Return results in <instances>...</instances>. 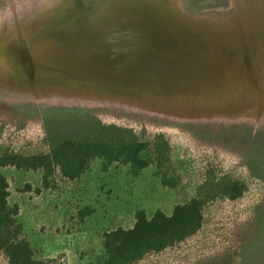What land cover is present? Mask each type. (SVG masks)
Here are the masks:
<instances>
[{"label": "rangeland", "instance_id": "rangeland-1", "mask_svg": "<svg viewBox=\"0 0 264 264\" xmlns=\"http://www.w3.org/2000/svg\"><path fill=\"white\" fill-rule=\"evenodd\" d=\"M39 1L0 0V37L4 31L18 30L15 19L27 18L28 25L38 10L52 14L54 6L41 8L49 1H40V6ZM177 3L183 12L208 19L243 8L240 0ZM52 93L39 97L28 86L0 79V153H48L46 118L71 117L78 111L103 124L130 129L142 141H165L168 152L153 149V165L138 175L120 164L105 171L104 162L94 160L79 179L70 181L56 173L48 185L42 171L3 169L10 203L20 208L23 237L36 260L97 264L106 257L105 233L133 228L139 211L149 219L158 211L170 216L194 198L217 196L204 206L203 225L196 235L135 264H264V105L251 114L236 113L233 119L203 111L208 119L180 120L135 105ZM229 181L244 187L240 198L219 194ZM0 264H8L2 251Z\"/></svg>", "mask_w": 264, "mask_h": 264}, {"label": "water", "instance_id": "water-1", "mask_svg": "<svg viewBox=\"0 0 264 264\" xmlns=\"http://www.w3.org/2000/svg\"><path fill=\"white\" fill-rule=\"evenodd\" d=\"M59 1L76 7L55 19L49 37L36 46L25 34L27 18L13 22L20 43L16 73L33 95L53 89L58 96L135 105L180 120L208 118L194 110L187 117L172 116L173 108L182 107L170 105L171 100L201 92L202 99L220 100L243 88L262 95L256 28L248 24L245 3L241 11L221 17L228 23L207 25L194 21L202 15L183 12L177 0H99L94 7L90 0ZM255 16L257 26L261 11Z\"/></svg>", "mask_w": 264, "mask_h": 264}, {"label": "trees", "instance_id": "trees-1", "mask_svg": "<svg viewBox=\"0 0 264 264\" xmlns=\"http://www.w3.org/2000/svg\"><path fill=\"white\" fill-rule=\"evenodd\" d=\"M77 113L71 117L46 118L48 153H0V251L8 264L62 263L35 259L30 243L23 237L24 228L18 220L20 208L10 203V184L3 169L42 171L44 184L48 185L56 173L70 181L79 179L94 160H102L105 171L113 164H120L130 166L132 173L138 175L153 165V149L159 154L168 152L165 141L151 144L130 129L103 124L86 113ZM82 115L87 116L80 118ZM243 188L229 181L219 189V194L236 200L242 196ZM209 198H194L177 206L170 216L158 211L149 219L144 211H139L133 228L105 233L106 257L97 264H135L151 253L163 252L188 240L201 230L204 206L217 196Z\"/></svg>", "mask_w": 264, "mask_h": 264}, {"label": "bare ground", "instance_id": "bare-ground-1", "mask_svg": "<svg viewBox=\"0 0 264 264\" xmlns=\"http://www.w3.org/2000/svg\"><path fill=\"white\" fill-rule=\"evenodd\" d=\"M99 0H90L92 7H94V2ZM242 3H245L246 6V19L249 21V25L255 29L254 40L256 42V50H257V73L260 81V87L262 89V95L257 96L256 91L251 88H243L239 95H231L230 97H224L220 100L212 99L211 97H205L202 99V92L194 98H188L185 100H171L169 102L170 105L182 107V108H173L176 114L172 116L178 117H187L186 112L188 110H194L199 115H202L200 112L208 111L209 114L213 113L217 115V118H230L233 119L236 115L235 113L239 111L241 107H244L245 110H248L249 114L253 113L256 109H258L261 104L264 105V81L262 79V71L264 72V0H262L261 5L259 0H240ZM171 3L174 1L170 0ZM61 1L59 0H49V4L45 5L41 8L49 7L50 5L54 6L52 14L49 12L41 13L40 10L36 12V14L31 17L29 24L25 29V34L30 38L32 45L36 46L39 42H42V38H47L48 31L51 29V25L55 19L63 17L67 14L69 9L76 7L74 2L64 3L61 5ZM175 5V4H174ZM254 11V12H253ZM261 11V21L259 25H254L256 21L255 13H259ZM260 17V16H259ZM227 18V17H225ZM218 18V19H206L202 17V19H195V22H199L207 25H216L221 23H228L227 19ZM217 21V22H216ZM223 21V22H222ZM212 22V23H211ZM215 23V24H214ZM253 29V30H254ZM6 35V36H5ZM18 38V30L11 29L9 31H4L0 37V79L8 80L11 83H15V85L25 87L31 90L29 85L22 80L21 77L16 73L17 72V61H18V52L20 51V43ZM44 87V85L40 86ZM51 88V87H48ZM43 90H45L43 88ZM32 91V90H31ZM46 91H53V89H49ZM73 95V94H72ZM109 102V101H108ZM112 102V101H111ZM167 103V102H165ZM164 104V103H163ZM202 107L208 108L203 109ZM213 108V109H212ZM210 109V110H209ZM222 110V111H219ZM178 110H184L185 112H181ZM230 110V111H225ZM238 115V114H237ZM243 118V117H242ZM249 118V117H248Z\"/></svg>", "mask_w": 264, "mask_h": 264}, {"label": "flooded vegetation", "instance_id": "flooded-vegetation-1", "mask_svg": "<svg viewBox=\"0 0 264 264\" xmlns=\"http://www.w3.org/2000/svg\"><path fill=\"white\" fill-rule=\"evenodd\" d=\"M204 18H206V17H204ZM206 19H208V18H206ZM217 19V18H216ZM214 20V19H213Z\"/></svg>", "mask_w": 264, "mask_h": 264}]
</instances>
